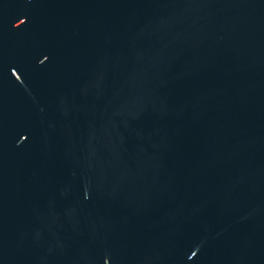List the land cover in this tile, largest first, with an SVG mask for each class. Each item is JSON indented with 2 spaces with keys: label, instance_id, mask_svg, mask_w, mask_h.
Instances as JSON below:
<instances>
[{
  "label": "water",
  "instance_id": "obj_1",
  "mask_svg": "<svg viewBox=\"0 0 264 264\" xmlns=\"http://www.w3.org/2000/svg\"><path fill=\"white\" fill-rule=\"evenodd\" d=\"M0 264H264V0H0Z\"/></svg>",
  "mask_w": 264,
  "mask_h": 264
}]
</instances>
